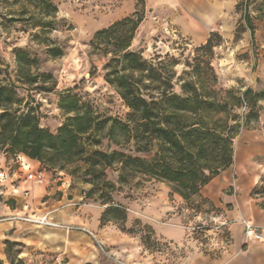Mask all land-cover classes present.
Wrapping results in <instances>:
<instances>
[{
	"label": "rangeland",
	"instance_id": "obj_1",
	"mask_svg": "<svg viewBox=\"0 0 264 264\" xmlns=\"http://www.w3.org/2000/svg\"><path fill=\"white\" fill-rule=\"evenodd\" d=\"M213 1L221 14L213 37L214 46L200 48L183 32L180 20L183 18L190 26L203 28L214 10L210 5H200L192 0H182V3L179 0H144L140 3L138 0H54L58 9L50 16L42 14L36 2L0 0V67H8L19 86V96L38 106L41 125L53 132L66 119L59 108V101L68 89L92 104L99 114L125 119L129 108L104 79L103 66L108 59L91 54L90 40L97 30L132 14L138 6L144 9V20L135 34L132 48L141 51L143 57L153 62L165 78L173 76L175 91L180 92L179 84L187 80L195 81L200 88L217 91L232 89L237 94L249 87L264 90V0H249L247 12L253 29L246 21V0ZM12 18L15 21H11ZM47 21L52 22L51 29L47 27L41 32L43 22ZM49 46L62 48L64 55L53 58L48 53ZM17 48L26 49L35 59L31 69L33 73L52 76L47 84L54 87L53 91H35L18 81ZM92 72L95 74L91 75ZM76 86L77 89L73 90ZM157 86L161 89L167 87L164 83ZM240 113L245 114V109H241ZM256 114L255 118H251L249 127L234 139V162L225 171L229 172L235 186L227 187L223 192L233 197H249L264 209V100L259 102ZM90 148L125 150L109 145L104 138ZM0 154L6 156L11 174L20 173V168L25 165L22 157H13L3 151ZM78 164L84 166L83 162ZM119 167L117 163L101 167L103 173L95 181L98 187L93 195L88 194L93 182L87 181L92 177L84 176L82 169L73 174L75 165L64 170H48L47 183L60 185L65 177H69L70 185L64 202L44 213H37L33 218L41 219L46 212L55 209L82 217L84 207L96 205L107 208L109 204H121L129 213L131 208L137 204L141 207L154 195L159 199L158 205H162L155 210L160 223L177 224L186 231L184 243L179 245L157 238L151 227L134 220V232L128 233L137 236L144 247L155 254L154 264H187L185 257L189 250L195 249L214 257L228 244L229 232L218 218L222 211L220 207L201 194L188 201L181 199L167 182L141 175L120 180ZM243 179L253 185L248 189L237 188L236 184ZM84 194L87 196L84 199L77 198ZM63 196V191H56L58 201ZM52 221L56 222L55 217ZM102 222L100 220L101 227L109 223ZM32 223L37 226L34 227L36 230L29 231L30 240L38 245H34V250L29 252L26 242L31 244L30 241H15L14 264H123L109 255L107 246L96 232V237L91 235L92 251L75 245L66 230L77 231V223L68 226L38 221ZM86 259L92 260V263Z\"/></svg>",
	"mask_w": 264,
	"mask_h": 264
},
{
	"label": "trees",
	"instance_id": "obj_2",
	"mask_svg": "<svg viewBox=\"0 0 264 264\" xmlns=\"http://www.w3.org/2000/svg\"><path fill=\"white\" fill-rule=\"evenodd\" d=\"M26 1L36 2L45 16L58 9L54 0ZM248 3L246 0V21L253 29ZM143 20L144 9L137 6L132 14L97 30L90 40L91 54L108 59L103 66L104 79L129 108L125 119L99 114L92 104L68 89L59 101L66 119L53 132L41 125L38 106L19 96V86L8 67H0V151L36 160L46 172L75 165L73 174L82 169L84 176L92 177L87 180L93 182L89 195L96 192L95 181L103 173L101 167L116 163L120 166V180L141 175L169 183L172 191L186 201L200 195L205 185L233 164L234 139L256 117L259 102L264 100V90L249 87L237 94L232 89L200 88L195 81L187 80L179 84L180 92L175 91L174 77L165 78L141 51L132 48ZM43 23L41 32L52 22ZM214 35L215 31H211L207 41L197 47H213ZM48 53L57 58L64 55V50L49 46ZM15 59L18 81L23 85L39 92L54 90L47 84L52 78L50 74L31 71L35 59L26 49L17 48ZM160 83L167 87L161 89L157 86ZM76 89L77 86L73 88ZM241 109H245V114L240 113ZM103 138L109 145L125 150L90 148ZM82 162L84 166L78 164ZM127 217L123 205L109 204L100 220L115 222L122 230L132 233L134 226H127ZM137 222L153 229L150 224ZM15 244V241H6L11 264H14Z\"/></svg>",
	"mask_w": 264,
	"mask_h": 264
},
{
	"label": "crops",
	"instance_id": "obj_3",
	"mask_svg": "<svg viewBox=\"0 0 264 264\" xmlns=\"http://www.w3.org/2000/svg\"><path fill=\"white\" fill-rule=\"evenodd\" d=\"M179 1L182 3V0ZM192 1L200 5H210L214 10L203 28L190 26L183 18L180 20L183 32L191 37L195 45H201L207 41L210 32L215 31L221 14L217 11V3L213 0ZM22 158L25 165L23 164L24 166L20 168V173L11 174L12 171L7 165L6 156L0 154V169L5 174L4 178L0 179V196L2 198L0 201V260L3 261V264H11L6 253L7 240L30 241L31 244L26 242L27 251L34 250V245L38 244L30 240L29 231L36 230L34 227L37 225L32 222L38 220L33 217L39 212L44 213L58 203L64 202L70 185L69 177H65V181L60 185L47 182L44 185H38L27 179V174L38 170L40 164L26 156H22ZM242 181L236 184L237 188L248 189L253 185L246 179ZM230 186L235 185L230 180L229 172L223 171L201 190V195L204 198L222 209L218 218L221 219V225H225L229 232L228 244L214 257L204 254L198 249L189 250L185 257L187 264H264V240L252 241L245 236L247 221L264 228V209L258 207L249 197H233L225 194L223 191ZM57 190L64 192L60 201L55 197ZM81 197L83 196H77V198ZM181 199L183 198L181 197ZM158 201L159 199L153 195L141 207L137 204L131 208L127 217V225L131 226L134 220H140L153 227L157 238L174 241L181 245L184 243L186 235L184 227L170 223L162 225L155 213V210L162 206L158 205ZM231 204L232 206H228ZM104 209V207L96 205L84 207L82 209L84 216L82 217L76 214L70 215L69 211L60 209L46 212V215H49L51 219L55 217L58 225L68 226L70 223H77L79 225L77 231L70 229L66 231L71 234V241L75 245L86 248L89 252L92 251L94 245L91 233L96 232L107 246L109 255L117 256L126 264H154L155 254L144 247L137 236L122 230L115 222L100 226V217ZM86 261L92 263V260L86 259Z\"/></svg>",
	"mask_w": 264,
	"mask_h": 264
},
{
	"label": "built area",
	"instance_id": "obj_4",
	"mask_svg": "<svg viewBox=\"0 0 264 264\" xmlns=\"http://www.w3.org/2000/svg\"><path fill=\"white\" fill-rule=\"evenodd\" d=\"M5 176L4 172L0 169V179H3ZM27 179L34 181L38 185H44L47 181L46 171L38 168V170L29 172L27 174ZM85 196L81 197L80 199H84ZM40 222V220H38ZM42 223H46L49 225H58L56 222H53L51 218H48V215H45L41 221ZM70 228V227H69ZM93 237H96L95 234L91 233ZM245 236L248 240L252 241H262L264 240V228L260 226H256L254 223L247 221L245 223ZM112 258L117 260L120 263H124L121 259H119L115 255H110Z\"/></svg>",
	"mask_w": 264,
	"mask_h": 264
},
{
	"label": "bare ground",
	"instance_id": "obj_5",
	"mask_svg": "<svg viewBox=\"0 0 264 264\" xmlns=\"http://www.w3.org/2000/svg\"><path fill=\"white\" fill-rule=\"evenodd\" d=\"M43 218H44V217H42L41 219H37V220H40V222H41Z\"/></svg>",
	"mask_w": 264,
	"mask_h": 264
}]
</instances>
